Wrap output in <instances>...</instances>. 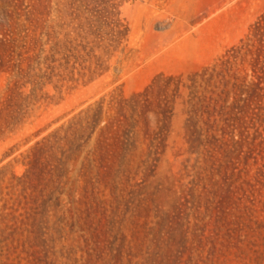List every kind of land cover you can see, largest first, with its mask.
I'll use <instances>...</instances> for the list:
<instances>
[{
    "label": "rangeland",
    "instance_id": "obj_1",
    "mask_svg": "<svg viewBox=\"0 0 264 264\" xmlns=\"http://www.w3.org/2000/svg\"><path fill=\"white\" fill-rule=\"evenodd\" d=\"M263 13L0 0V264H264V91L207 81Z\"/></svg>",
    "mask_w": 264,
    "mask_h": 264
},
{
    "label": "trees",
    "instance_id": "obj_2",
    "mask_svg": "<svg viewBox=\"0 0 264 264\" xmlns=\"http://www.w3.org/2000/svg\"><path fill=\"white\" fill-rule=\"evenodd\" d=\"M245 62L250 64L251 73L239 66ZM207 81L208 85L220 89L210 90V97L208 96L211 101L222 100L220 113L225 110V104L231 94L237 103L241 100L246 102L255 92L257 94L258 91H264V13L254 23L247 41L239 48L231 49L219 66L209 72ZM244 94L247 96H243ZM228 109L230 113H234L229 106Z\"/></svg>",
    "mask_w": 264,
    "mask_h": 264
}]
</instances>
